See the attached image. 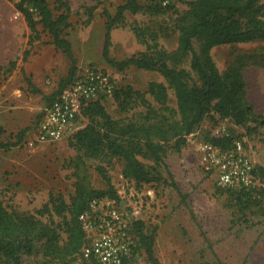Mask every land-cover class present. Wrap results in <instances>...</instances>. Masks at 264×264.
Returning <instances> with one entry per match:
<instances>
[{
    "label": "rangeland",
    "instance_id": "1",
    "mask_svg": "<svg viewBox=\"0 0 264 264\" xmlns=\"http://www.w3.org/2000/svg\"><path fill=\"white\" fill-rule=\"evenodd\" d=\"M48 1L51 7H57L54 0ZM68 1L72 11L67 38L76 61V76L88 68H103L115 79L117 87L130 85L139 90H146L149 81H164L163 76L154 70L135 66L123 70L112 68L103 56V12L106 9L114 13L116 6L124 0H100L102 2L91 18L88 8L98 0ZM152 1L139 0L143 5ZM170 1L180 11L187 8V0H165L164 3ZM174 17L171 9L153 14L144 10L126 11L123 22L113 28L110 56L120 60L146 50V44L134 33V26L158 30L160 45L167 50L175 49L177 31ZM7 23L16 32L8 59L14 60L16 67L0 78V127L4 129L0 137L4 141H14L17 133L27 128L18 145L6 150L0 148V198L9 210L36 213L48 201L50 192L62 194L69 201L77 178L91 187L106 188L107 182L97 170L101 165L119 194L124 196V204L135 208L147 225H158L154 251L162 264H264V64L260 58L264 56V40L220 44L211 49L221 70L238 56L246 55L244 77L248 97L255 114L262 118L252 117L247 125H237L228 118L209 113L189 135L181 150L167 149L164 164L158 167L165 181L137 185L122 176V161L117 157L77 160L78 152L69 145L68 138L47 143L48 149L40 154L27 151L26 143H37L35 126L38 115L49 105L44 96L58 89L59 80L66 76L71 60L50 43L51 37L46 32H42L41 39L29 47L30 31L24 15L17 9ZM39 29L42 30L41 25ZM194 45L199 51L201 42L196 40ZM28 48L29 54L24 58V51ZM251 54L255 56L251 57ZM171 65L186 68L196 79V73L190 67V57L171 62ZM33 86H38L41 92L34 91ZM170 94L174 102L172 90ZM103 103L116 117L128 115L120 111L111 95L104 96ZM86 121V117L81 115L75 123L76 129ZM219 128L233 134L235 140L242 141L260 176V183L252 195L234 193L219 184L215 172L206 171L201 166L200 144L208 142L207 137L217 133ZM36 156H41L42 160L36 162L33 159ZM14 158L20 159L17 170L10 169V161ZM26 161H31V164L24 171L28 166ZM142 161L153 164L150 159L142 158ZM42 218L61 219L47 212ZM50 258L41 245L32 254H22L19 263L6 260L0 252V264H61ZM129 264L152 263L143 249Z\"/></svg>",
    "mask_w": 264,
    "mask_h": 264
},
{
    "label": "trees",
    "instance_id": "2",
    "mask_svg": "<svg viewBox=\"0 0 264 264\" xmlns=\"http://www.w3.org/2000/svg\"><path fill=\"white\" fill-rule=\"evenodd\" d=\"M54 2L57 7H51L48 0H20L15 3L30 31L27 40L29 47L41 39L42 32H46L51 37L50 43L71 60L66 76L59 80L58 89L44 96L48 104L76 77V61L67 38V30L71 26V5L68 0ZM101 2L98 0L88 8L89 18ZM164 2L154 0L143 5L139 0H124L116 6L114 13L106 9L103 12V56L108 64L118 70L129 66L154 70L163 76L164 81H149L146 90L135 89L130 85L116 87L111 97L120 111L128 113L125 116L112 115L103 100L89 101L81 111L87 119L86 123L68 137L69 145L78 152L77 160L117 157L122 161V176L137 185L164 182L158 167L164 164L167 149L181 150L189 135L209 113L228 118L237 125H247L252 117L262 118L255 114L248 97L244 77L246 55L238 56L221 70L211 49L220 44L264 40V1L187 0V8L182 11L172 1ZM169 9L175 14V49L167 50L160 45L158 30L149 26H134L133 31L146 44V50L120 60L110 56L113 28L123 22L126 11L144 10L153 14ZM196 40L201 42L199 51L195 49ZM29 50L24 51V58L28 56ZM187 56L190 57V67L196 73V79L186 68L171 65V62H178ZM250 56L254 57L255 54ZM260 58L264 64V56ZM15 67L14 60L0 64V78L10 74ZM33 90L41 92L38 86H33ZM170 90L174 102L171 101ZM43 113L44 110L38 117ZM26 131L27 128L20 130L14 141H4L0 137V148L6 150L18 145ZM3 132L4 129L0 127V136ZM207 141L221 148H229L233 146L235 137L233 134H213L207 137ZM142 158L152 160L153 164H145ZM258 169L262 170L261 167ZM97 170L107 182L106 188L91 187L83 179L77 178L69 201L62 194L50 192L48 201L36 213L9 210L0 198V252L6 260L19 263L22 254H32L41 245L51 260L75 264L85 240V231L79 220L81 212L89 207V202L95 197H111L120 201L105 168L98 165ZM254 190L232 191L249 196ZM46 212L61 219H43ZM157 230L156 224L149 226L144 220L133 219L132 232L136 241L130 257L122 264H129L143 249L152 264H162L154 251ZM82 264L95 263L82 261Z\"/></svg>",
    "mask_w": 264,
    "mask_h": 264
},
{
    "label": "built area",
    "instance_id": "3",
    "mask_svg": "<svg viewBox=\"0 0 264 264\" xmlns=\"http://www.w3.org/2000/svg\"><path fill=\"white\" fill-rule=\"evenodd\" d=\"M116 87L115 79L103 68L86 69L69 82L47 106L36 123L35 141L53 144L68 138L76 129L75 123L82 115L83 106L89 101L103 100ZM215 135L229 133L219 128ZM199 150L201 166L206 171L215 172L220 185L240 190L256 188L260 183V176L241 140H235L229 148L203 142ZM119 196L120 201L111 197H95L79 215L85 240L77 262L122 264L130 257L136 241L132 232L133 219H143L139 218L135 208L124 204V196Z\"/></svg>",
    "mask_w": 264,
    "mask_h": 264
},
{
    "label": "crops",
    "instance_id": "4",
    "mask_svg": "<svg viewBox=\"0 0 264 264\" xmlns=\"http://www.w3.org/2000/svg\"><path fill=\"white\" fill-rule=\"evenodd\" d=\"M15 9V0H0V64L5 63L9 59L10 49L15 44V28L7 23ZM25 147L28 152L40 154V152L48 149V144L46 142H37L36 144L26 143ZM33 159L39 162L42 160V157L36 156ZM12 160L10 161V169H19L20 167L17 163H20V159L14 158ZM26 163H28V166L24 168V171L29 168L31 161H26ZM45 175L47 176L48 173H45Z\"/></svg>",
    "mask_w": 264,
    "mask_h": 264
}]
</instances>
